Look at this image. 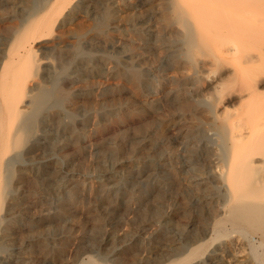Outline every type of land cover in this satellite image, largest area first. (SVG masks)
Masks as SVG:
<instances>
[{
	"label": "bare ground",
	"instance_id": "bare-ground-1",
	"mask_svg": "<svg viewBox=\"0 0 264 264\" xmlns=\"http://www.w3.org/2000/svg\"><path fill=\"white\" fill-rule=\"evenodd\" d=\"M15 1L0 47V264L48 254L50 218L108 246L109 260L79 259L60 224L58 264H264V0ZM62 126L63 161L100 172L86 183L37 152ZM51 180L60 199L28 214L41 201L24 205V188Z\"/></svg>",
	"mask_w": 264,
	"mask_h": 264
},
{
	"label": "rangeland",
	"instance_id": "rangeland-1",
	"mask_svg": "<svg viewBox=\"0 0 264 264\" xmlns=\"http://www.w3.org/2000/svg\"><path fill=\"white\" fill-rule=\"evenodd\" d=\"M10 2V3H9ZM11 3H12V5H11ZM16 3V4H15ZM15 3H14V0H0V14H1V16H0V18L1 19H3L1 22H0V25H1V27H0V47H1V45L2 44H4L6 41H7V39L9 38V36H11L12 35V29L13 28H15L16 27V25L17 24H19V19L17 18L18 17V15L20 14V13H22L23 11H22V8L20 7V6H18L19 4H17V2L15 1ZM14 4H15V7L16 6H18V7H16V8H14ZM6 6V7H5ZM11 6V7H10ZM16 10V13H15V10ZM18 9V10H17ZM10 11H11V13H10ZM19 11V12H18ZM2 13H5V14H2ZM3 15H5V16H3ZM7 15H9V17L7 16ZM14 15V16H13ZM12 16V17H11ZM7 17V18H6ZM10 17L12 18V19H10ZM5 18V19H4ZM9 21V22H7V21ZM12 20V21H11ZM17 21V22H14V21ZM3 26V27H2ZM2 28V29H1ZM2 40H4V41H2ZM3 42V43H2ZM81 88V87H80ZM80 88H78L79 90H80ZM82 89V88H81ZM67 103V102H66ZM65 103V104H66ZM80 102H78L76 105L77 106H75L74 108V110H77L76 111V113L77 114H81L82 112H81V110L83 111V108H84V105L82 104V103H80ZM65 104H64V106H65ZM82 104V105H81ZM81 105V106H80ZM82 108V109H81ZM64 126H65V124H64ZM64 126H62V127H60V129L59 130H52V131H50L49 130V132H51V133H53V136L51 135V137H50V139H49V137H47L46 136V138H45V141H44V139H42L41 140V143L39 144V147H38V150L39 151H37L39 154H40V156H42V159H47V158H49V157H52V156H57L58 158H60L59 159V164H60V176H63L66 172H67V169H68V171H69V168H73L74 169V171H76L77 173L79 172L80 174H83L82 175V178H87L86 180H85V183L89 180V177H91V176H97L98 174H100V172H99V170H97L98 168L97 167H95V166H93V168L91 167V166H88V167H85V169L84 168H78V167H72V165H71V163L68 161H63V159L62 158H67V151H68V149L67 148H69V147H66V146H64L63 145V147L61 148V150H59V148H60V144H62L61 143V140H63V138H66V137H68V135L70 134L66 129H65V127ZM58 131V132H57ZM57 133H58V136H57ZM69 133V134H68ZM67 134V135H66ZM98 134H95L94 135V138H95V143L97 144V146H98V141H99V135L97 136ZM64 136V137H63ZM96 136V137H95ZM55 139H54V138ZM57 137V138H56ZM60 137H62V138H60ZM53 139V140H52ZM56 141V142H55ZM46 142V143H45ZM49 142V143H48ZM51 142V143H50ZM48 143V144H47ZM43 144V145H42ZM50 145V146H49ZM43 146V148H41ZM45 146V147H44ZM97 146H95V149H93V151H92V153H93V155H92V157H91V159L92 160H94V162L95 161H98V160H100V159H102V160H104L105 161V163L107 164V165H110L111 164V162L113 161L112 160V158L109 156V153H107V154H105L104 156H102L101 155V153H100V151H99V148L97 147ZM48 147H50V148H48ZM98 149V150H97ZM67 150V151H66ZM40 151H42L41 153H40ZM48 151H50V152H48ZM96 151V152H95ZM69 152V151H68ZM98 152V153H97ZM50 153V154H49ZM46 154V155H45ZM63 155V156H62ZM96 155V156H95ZM102 158H101V157ZM100 157V158H99ZM86 161H89V160H87L86 159ZM51 168V167H50ZM66 169V170H65ZM95 169V170H94ZM52 170V169H51ZM92 170H94V171H92ZM66 171V172H65ZM94 174H93V173ZM86 175V176H85ZM52 180H53V178L54 177H50ZM65 179V178H64ZM50 181L49 183H50V186L49 187H47L46 186V184H41V185H39V186H32V187H25L24 188V190H23V193L25 194V196L22 198V201H23V203H24V205H28V204H31L32 202H33V200H38V201H41L40 203H42V204H40V203H38L39 205L38 206H36L37 207V209L35 208V210L33 209V210H30L29 212H28V214H37L36 213V211H38L39 209H41V208H45V207H47V206H54V204H56L57 203V201L60 199V196H61V193H59V191H58V188L56 187V185H54V183H53V181ZM83 182H81V184L80 185H78L79 186V189H80V196H81V199H82V202L84 203V205L86 204L87 206L89 205V206H91V204H93L94 203V201L95 200H91V198L92 199H94L90 194H88V190L87 189H84V187H83ZM29 191V192H28ZM52 192V193H51ZM35 193V194H34ZM50 194H52V195H50ZM83 196V197H82ZM38 197V198H37ZM88 197H90V198H88ZM28 198V199H27ZM34 198V199H33ZM51 198V199H50ZM33 199V200H32ZM29 200V201H28ZM52 200V201H51ZM177 200V199H176ZM26 201V202H25ZM46 201H48L49 202V204H51V205H47V203H46ZM178 201V200H177ZM44 203H46V204H44ZM38 207H39V209H38ZM85 212V211H84ZM83 211H78V215L77 216H79V217H82L83 215V220L85 219L84 217H86V219L84 220L85 221V224H87V225H90L91 224V220H90V218L88 217V215H86L85 213H84ZM82 213V214H81ZM176 213H178V214H176ZM181 212H180V210L179 209H177L176 211H174V213L172 214V220L173 221H175V222H177V223H181V222H185V219H184V217L180 214ZM174 214L176 215V216H174ZM86 215V216H85ZM178 215V216H177ZM174 216V217H173ZM88 218H89V220H88ZM64 221V220H63ZM15 224H17V223H15ZM43 224H45V225H43ZM56 224V225H55ZM60 224H66V226H69V227H71V231H72V233H71V236L73 237V239L74 240H77V245L75 244V246H78V244H79V246H78V250H81V251H83V252H81L82 254H80L79 256H78V258L79 259H82V258H85L87 255H92L96 260H98V261H103V259L104 258H106L107 260H109V257L107 256V254H108V246H105V245H98L97 243V241H96V238L94 237V236H92V235H90V234H87L86 235V237L85 238H83V239H76V237H77V235H78V231H75V229H77L78 230V228L75 226V225H72L73 223L72 222H68V221H66V222H64V223H60L59 221L57 222V220H56V218H50V220H49V222L48 223H42L40 226H42V227H40V228H44V230H43V233H44V235L47 237V243H48V246H49V249H50V251H49V253L48 254H45V253H43V252H40V251H34V252H29V253H26V255H28V257L27 258H30V260H31V262H33L34 264H45V262H46V264H58V262L57 261H59V259H58V256H57V253H56V247H57V242H59L60 240H63V238L65 239V237L67 236V231H66V226H65V228H63V227H61L60 226ZM19 225V224H18ZM39 228V229H40ZM70 231V232H71ZM70 232H69V234H70ZM19 235V236H18ZM56 235V236H55ZM18 238L19 240H17V239H15L14 241H13V243H14V245L13 246H11L10 247V250L12 251L13 249V251H16L17 249H18V247L20 246V240H21V238H19L20 237V234L19 233H15L14 232V238ZM55 238V239H54ZM50 239V240H49ZM49 240V241H48ZM52 240V241H51ZM72 240V239H71ZM54 242L55 243V245L53 244V243H51V242ZM56 241V242H55ZM20 242V243H19ZM81 242V243H80ZM84 242V243H83ZM97 242V243H96ZM18 243V244H17ZM51 243V244H50ZM70 240H69V242H67V245H66V249H68V248H70L72 245H70ZM80 244H82V245H80ZM103 246V247H102ZM12 247H14L13 249H12ZM51 247V248H50ZM99 247H100V250H99ZM86 249H87V251H86ZM88 249H90V250H88ZM94 249V250H93ZM102 249H103V251H102ZM23 251V250H22ZM99 251H100V253H99ZM90 253V254H89ZM97 253V254H96ZM106 253V254H105ZM95 254L97 255V257L95 256ZM101 254V255H100ZM0 255L2 256H0L1 258H3L4 256H5V253L4 252H0ZM37 256H39V257H37ZM41 256L43 257V258H41ZM52 256V257H51ZM100 256V257H99ZM36 257V258H35ZM108 257V258H107ZM39 258V259H38ZM45 258V259H44ZM100 258V259H99ZM40 260V261H39ZM37 261V262H36ZM44 262V263H42V262Z\"/></svg>",
	"mask_w": 264,
	"mask_h": 264
}]
</instances>
